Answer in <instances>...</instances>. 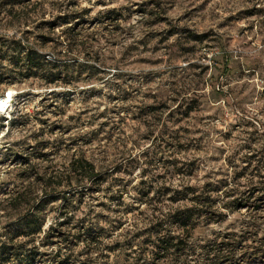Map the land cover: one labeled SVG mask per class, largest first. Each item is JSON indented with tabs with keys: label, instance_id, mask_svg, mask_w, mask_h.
<instances>
[{
	"label": "rangeland",
	"instance_id": "obj_1",
	"mask_svg": "<svg viewBox=\"0 0 264 264\" xmlns=\"http://www.w3.org/2000/svg\"><path fill=\"white\" fill-rule=\"evenodd\" d=\"M4 94L0 264H264V0H0Z\"/></svg>",
	"mask_w": 264,
	"mask_h": 264
},
{
	"label": "trees",
	"instance_id": "obj_2",
	"mask_svg": "<svg viewBox=\"0 0 264 264\" xmlns=\"http://www.w3.org/2000/svg\"><path fill=\"white\" fill-rule=\"evenodd\" d=\"M31 57H33V59L35 60L36 63L49 65V63H47L44 60V58L42 57V55H40L37 51H33V49H28L27 53L25 55V58L27 60L28 59L30 60ZM70 167H71L70 171L72 173L80 174L81 176L85 175V178L87 180H93L95 177L98 176L94 172L93 165L90 164L89 162L83 160V159H80V158L73 160V162L71 163ZM191 201H193V200H191ZM189 211L190 210L187 209L185 211H181L179 214H178L179 211L175 212V216H177V222L179 223V225L181 227H183V229H187V225H188L187 223L189 222V218L191 217V213ZM180 214H182V215H180ZM167 241L168 240H166V239L165 240L164 239H160L159 240L160 245H165V247L163 249H166V246L171 245V244H168L170 242L169 241L167 242ZM16 259L17 260L15 261V264H34L33 256L30 255V254L29 255H24L22 257H18Z\"/></svg>",
	"mask_w": 264,
	"mask_h": 264
},
{
	"label": "bare ground",
	"instance_id": "obj_3",
	"mask_svg": "<svg viewBox=\"0 0 264 264\" xmlns=\"http://www.w3.org/2000/svg\"><path fill=\"white\" fill-rule=\"evenodd\" d=\"M9 92H10V94L12 93L11 90H10ZM9 97H10V95H9ZM7 102H8V97H7V95H6V94L2 95V96L0 97V106H1V107L6 106V105H7Z\"/></svg>",
	"mask_w": 264,
	"mask_h": 264
}]
</instances>
